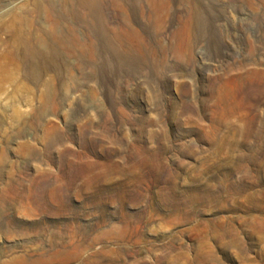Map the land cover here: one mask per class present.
<instances>
[{"label":"rangeland","instance_id":"374dc122","mask_svg":"<svg viewBox=\"0 0 264 264\" xmlns=\"http://www.w3.org/2000/svg\"><path fill=\"white\" fill-rule=\"evenodd\" d=\"M0 264H264V0H0Z\"/></svg>","mask_w":264,"mask_h":264},{"label":"bare ground","instance_id":"6f19581e","mask_svg":"<svg viewBox=\"0 0 264 264\" xmlns=\"http://www.w3.org/2000/svg\"><path fill=\"white\" fill-rule=\"evenodd\" d=\"M86 6V5H85ZM34 56V55H33Z\"/></svg>","mask_w":264,"mask_h":264}]
</instances>
